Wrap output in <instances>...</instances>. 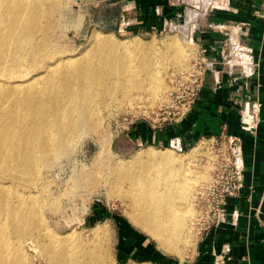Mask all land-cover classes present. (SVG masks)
I'll use <instances>...</instances> for the list:
<instances>
[{
  "label": "bare ground",
  "instance_id": "6f19581e",
  "mask_svg": "<svg viewBox=\"0 0 264 264\" xmlns=\"http://www.w3.org/2000/svg\"><path fill=\"white\" fill-rule=\"evenodd\" d=\"M69 1L0 0V264H27L22 247L13 251L14 243L20 240L13 237L42 216L40 205L28 196L34 195L31 193L38 187L42 168L69 154L85 130L91 132L93 126L84 124L97 115L98 105L107 106L115 99L120 82L112 85V80L127 78L137 71L160 88L168 62L184 64L190 53L177 39H170L165 47L175 46L172 55L152 60V54L161 53L155 41L116 40L119 37L114 31L95 28L82 54L67 55L56 28L63 6ZM188 10L186 27L193 30L200 13ZM123 99L131 100L132 96L128 92ZM51 124L58 126L57 130L51 129ZM103 140L94 162L109 156L107 138ZM124 159L115 161L118 169L136 164L148 165V171L153 172L166 169L167 177L162 178V183H155V178L154 182H136L134 191L121 197H129V214L134 223L156 238L166 251L180 252L179 242H192L188 218L197 211L192 209L191 193L198 184L204 188L211 175L208 177L201 169L196 171L188 160L176 158L174 152L154 148ZM104 225L93 229L94 237H108ZM76 236L72 231L50 232L52 245L46 244L45 250L53 264H106L113 257L109 246L103 257L94 249L79 254L74 250L81 242ZM113 262L118 264L115 259Z\"/></svg>",
  "mask_w": 264,
  "mask_h": 264
},
{
  "label": "rangeland",
  "instance_id": "374dc122",
  "mask_svg": "<svg viewBox=\"0 0 264 264\" xmlns=\"http://www.w3.org/2000/svg\"><path fill=\"white\" fill-rule=\"evenodd\" d=\"M142 1L148 0H70L67 6H63V15L58 19L56 30L61 47L67 55L82 54L95 28L114 31L119 37H115L116 40L132 43L155 41L161 53L157 56L152 54V60H165L172 55L175 46L173 49L165 47L170 39H177L190 53L184 64L174 60L168 62L161 75L160 88L137 71H133L127 78L112 80V85L120 82L113 96L116 100H112L107 106L102 103L98 105L97 115L84 124L87 125L85 127L93 126L90 128L91 132L85 130L69 154L61 156L51 166L42 168L38 187L32 191L33 196H28L37 206L40 205L42 216L35 219L33 226L19 231L13 237L17 240L20 238L14 243L13 251L16 253L18 247H22L27 264H53L52 257L45 250V245L51 244L50 232L69 231L77 233L76 240L81 241L74 249L79 254L83 250L94 249L103 257L106 253L105 247L109 246L113 257L107 259L106 264H115L114 259L118 264H129L131 261L149 264H194L198 258V247L202 238L195 229L197 212L193 213L195 216L188 218L192 242H179L180 252L166 251L156 238L131 220L129 197H121L134 191L136 182H154L155 178V183H162V178L167 177V171H148L147 167L150 166L141 164L118 169L115 164L118 159L125 160L124 158H130L148 148L160 152L170 151L174 152L176 158L184 162L188 160L187 163L194 166L196 171L201 169L206 172L208 177L215 160L214 135L185 143L181 139H171L168 143L157 145L140 144L131 137L130 131L135 123L142 120L149 122L153 118L161 117L164 113L162 102L170 86L171 73L188 66L198 54L199 46L194 40V28L187 30L189 27H186V13L188 7L197 11H200L198 7H205L200 5L199 0L191 2L195 7L188 4L189 0H174L175 5L181 7V12L169 14L168 17V14L164 15L160 10L158 17L155 16L157 7H144L141 5ZM161 1L166 0H158ZM128 92L132 99H123ZM126 117L133 119H124ZM131 121L133 123L129 124ZM49 127L56 130L58 128L52 124ZM104 138H107L110 157L94 162ZM196 146V150L191 153L190 150ZM186 155L187 158L183 157ZM40 162L37 164L40 165ZM16 184L18 185L17 182ZM198 185L196 187L199 189L194 188L195 191L191 193L194 212L197 211V194L203 189L201 184ZM99 225H104L108 230L107 238L94 237L93 229Z\"/></svg>",
  "mask_w": 264,
  "mask_h": 264
},
{
  "label": "crops",
  "instance_id": "0c3cea01",
  "mask_svg": "<svg viewBox=\"0 0 264 264\" xmlns=\"http://www.w3.org/2000/svg\"><path fill=\"white\" fill-rule=\"evenodd\" d=\"M189 1L195 7L194 0ZM201 1L205 7H198L200 11L188 7L186 19L188 9L200 13L193 36L215 62V73L209 72L196 103L181 121L157 128L151 121H138L130 134L135 142L152 145L171 139L192 142L223 131L238 137L244 187L228 201L227 221L201 236L194 264H264V24L255 15L261 0H199L200 5ZM141 5L157 7L155 16L161 11L168 17L181 12L174 0H148ZM236 45L248 47L250 64L227 62ZM251 118L258 120L255 131L247 126Z\"/></svg>",
  "mask_w": 264,
  "mask_h": 264
},
{
  "label": "built area",
  "instance_id": "2783aa9c",
  "mask_svg": "<svg viewBox=\"0 0 264 264\" xmlns=\"http://www.w3.org/2000/svg\"><path fill=\"white\" fill-rule=\"evenodd\" d=\"M255 15L264 24V0H261ZM251 60L248 47L236 45L234 54H230L227 62L234 65H247L251 63ZM214 69L215 62L208 58L200 48L188 66L174 70L170 76L169 89L162 102L161 108L164 113L160 115L161 117L158 116L151 120L153 127L157 128L166 123L181 121L196 103L209 72L215 73ZM254 110V117H257L256 108ZM131 123L133 121L129 124ZM257 123L258 120L251 118L247 124L249 130L255 131ZM212 138L215 140L216 147L213 150L215 160L211 170V179L197 194L198 214L195 229L200 236L227 221L228 201L241 194L245 180L243 147L240 139L224 131Z\"/></svg>",
  "mask_w": 264,
  "mask_h": 264
}]
</instances>
